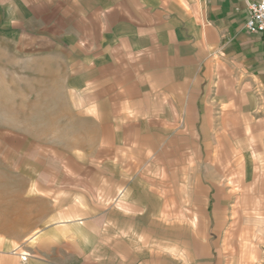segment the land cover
<instances>
[{"label":"crops","instance_id":"crops-1","mask_svg":"<svg viewBox=\"0 0 264 264\" xmlns=\"http://www.w3.org/2000/svg\"><path fill=\"white\" fill-rule=\"evenodd\" d=\"M247 6L0 0V58L55 59L93 123L96 213L61 229L81 264L96 238L101 264H264V34Z\"/></svg>","mask_w":264,"mask_h":264},{"label":"rangeland","instance_id":"rangeland-1","mask_svg":"<svg viewBox=\"0 0 264 264\" xmlns=\"http://www.w3.org/2000/svg\"><path fill=\"white\" fill-rule=\"evenodd\" d=\"M2 48L0 264H81L68 250L66 242L73 239H66L61 229L76 218H89L84 216L86 205L90 216L96 213L97 171L93 160L101 154L92 149L93 123L82 115L75 93L67 89L65 75L59 73L61 68L55 59H45L32 50L24 56L16 54L11 60ZM78 177L81 184L75 182ZM81 185L89 192L83 206L69 192ZM259 209L264 213V203ZM70 211H74L73 217L63 215ZM260 224L264 229V220ZM47 229L61 230L60 245L45 248L40 244ZM252 237L255 231L245 233L243 238L250 241ZM90 248L93 263L101 264L97 238Z\"/></svg>","mask_w":264,"mask_h":264},{"label":"built area","instance_id":"built-area-1","mask_svg":"<svg viewBox=\"0 0 264 264\" xmlns=\"http://www.w3.org/2000/svg\"><path fill=\"white\" fill-rule=\"evenodd\" d=\"M247 11L246 30L251 34H264V0H248Z\"/></svg>","mask_w":264,"mask_h":264}]
</instances>
